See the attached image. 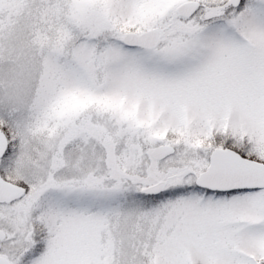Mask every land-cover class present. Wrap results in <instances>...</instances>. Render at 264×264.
<instances>
[{"label": "snow or ice", "instance_id": "obj_1", "mask_svg": "<svg viewBox=\"0 0 264 264\" xmlns=\"http://www.w3.org/2000/svg\"><path fill=\"white\" fill-rule=\"evenodd\" d=\"M0 264H264V0H0Z\"/></svg>", "mask_w": 264, "mask_h": 264}]
</instances>
